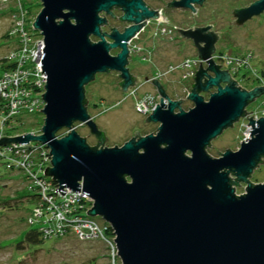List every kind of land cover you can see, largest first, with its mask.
<instances>
[{
    "label": "water",
    "instance_id": "1",
    "mask_svg": "<svg viewBox=\"0 0 264 264\" xmlns=\"http://www.w3.org/2000/svg\"><path fill=\"white\" fill-rule=\"evenodd\" d=\"M40 2L32 25L45 46L42 134L3 137L0 145H45L51 156L45 176L62 195L67 188L93 200L87 214L110 225L122 264H264V183L249 182L264 163V117L247 118L252 130L237 151L217 152L219 158L207 154L210 143L264 95V86L244 89L214 62L219 33L212 26L178 30L206 63L200 62L186 98L193 108L185 111L184 100H172L158 80H151L161 99L146 121L159 124L157 133L142 137L135 131L130 141L109 148L105 133L88 114L85 88L98 74L111 72L118 73L124 93L136 87L142 80L127 68L128 43L159 15L143 0ZM203 2L173 1L169 7L195 13V5ZM114 8L122 10L120 21L130 26L123 33H103L107 16L115 18ZM263 12L264 0L234 9V24L241 26ZM114 49H120L116 56L110 53ZM213 88L205 100L202 94ZM76 123L89 128L98 140L96 148L75 131ZM63 129L70 132L58 138ZM241 183L246 190L236 195Z\"/></svg>",
    "mask_w": 264,
    "mask_h": 264
},
{
    "label": "rangeland",
    "instance_id": "2",
    "mask_svg": "<svg viewBox=\"0 0 264 264\" xmlns=\"http://www.w3.org/2000/svg\"><path fill=\"white\" fill-rule=\"evenodd\" d=\"M169 1L165 0V3ZM23 2L24 6L33 9L34 14L39 13L42 8L40 0ZM254 2L255 0H208L203 9L195 13L188 11L185 17L182 16V11L173 10L168 18L163 15L157 20L147 21L143 31L129 46L131 57L128 58V69L133 76H140L142 81L124 93L118 84L121 82L116 76L118 73L111 72L98 74L95 81L85 88L88 114L107 138L104 146H122L136 136L135 131L142 137L157 132L159 125L146 121L150 114L138 112V104L146 103L145 106L151 112L159 102V98H154L156 91L150 83L140 86L137 92L134 91L146 77L150 81L158 80L172 100H184L181 107L185 111L193 108V103L186 98L191 91L193 76L199 70L200 62L204 67L206 63L198 59L192 41L180 38L175 30L177 27H214L213 29L223 35L216 44L217 50L212 56L214 62L217 65L222 64L218 56L249 57L251 65L264 79V13L241 27H232L230 24L235 21L234 9ZM165 3L163 5L159 1H149L159 12H162ZM14 6V0H0V60L8 56L14 48L13 40L5 38L12 27L11 11ZM30 20H33V17ZM187 61H197L192 67L193 70L182 67ZM251 85L249 83L247 87ZM215 91L213 88L209 93L202 95L208 100L210 94ZM153 99L154 103L149 104ZM263 100L264 95L248 105L247 113H260ZM28 117L27 119L31 120V129L37 133L41 132L44 116L37 114ZM42 118V126L39 129ZM243 124L246 122L235 123L232 128L226 129L214 139L207 148V154L212 158H219L227 150L237 151L245 136ZM17 126V122H12L6 127L5 133ZM74 127L82 138L87 136L85 139L89 146L97 145L98 140L86 125L76 123ZM68 133V130L63 129L58 132L57 137L62 138ZM33 182L25 180L21 174L10 173L0 162V264H108L103 244L96 241L83 242L73 235L49 239L41 245L23 244L26 234L40 227L35 223V209L30 201L33 196L30 184ZM249 182L253 185L264 183V163L253 172ZM246 187L244 183L235 187L236 195H243ZM97 219L103 221L99 217Z\"/></svg>",
    "mask_w": 264,
    "mask_h": 264
},
{
    "label": "built area",
    "instance_id": "3",
    "mask_svg": "<svg viewBox=\"0 0 264 264\" xmlns=\"http://www.w3.org/2000/svg\"><path fill=\"white\" fill-rule=\"evenodd\" d=\"M14 1L15 6L11 11L10 36L18 43L8 58L11 63L15 64V68L0 73V99L4 105V110L0 113V139L8 137L5 133L6 127L16 118L33 113L42 115L40 110H43L45 105L41 96L45 93L46 84V77L41 73L44 40L42 35L34 30L32 24L35 18L30 20L23 0ZM218 59L222 62L221 69L227 70L239 85H242V88L249 83L253 88L264 86V79L251 65L249 57L218 56ZM196 62L187 61L182 67L193 70L192 67ZM253 88L244 89L252 90ZM145 104L137 105L138 112L151 114L156 106L150 112ZM260 105V113L248 112L240 120L241 123L246 122L243 124L245 128L243 141L248 139L252 130L247 118L252 117V120L257 121L260 117H264V100ZM40 133L33 132L32 134L39 135ZM49 153V149L39 142L0 145V161L7 168H13L19 172L25 180L34 181L30 184V191L37 198L33 209H35L34 215L37 218L35 223L40 225L38 232L45 239H58L73 235L83 242H100L105 246L108 264H122L114 241L116 237L110 225L87 214V211L93 207V200L82 191L73 192L67 188L63 189L66 192L62 195L61 192L56 191L59 186L50 177L45 176L44 170L46 167H51ZM110 231L112 234H109Z\"/></svg>",
    "mask_w": 264,
    "mask_h": 264
},
{
    "label": "trees",
    "instance_id": "4",
    "mask_svg": "<svg viewBox=\"0 0 264 264\" xmlns=\"http://www.w3.org/2000/svg\"><path fill=\"white\" fill-rule=\"evenodd\" d=\"M26 7V6H25ZM27 11H28V15H29V18H35V16L38 14V12H36L35 14L33 13V9L31 10L30 7H26ZM11 30V29H10ZM5 38L9 39V40H13V45H14V48L10 51V53L17 47V41L13 38H11L10 36V32L5 36ZM9 53V55H10ZM9 55L6 56L4 59L0 60V72H8V71H11L15 68V64L11 63L9 61ZM261 76V75H260ZM263 78V76H261ZM244 88H247V89H251L253 87H247V86H244ZM4 110V105L2 104V100L0 99V113ZM38 113H33V114H27V115H22L18 118L15 119L14 122H17L18 123V126L17 127H14L13 130H9L6 134L8 137L6 138H14V137H18V136H22V135H25V134H32L33 132H37V131H33L31 129V120L30 119H27L29 118L28 116L30 115H37ZM38 115H41V114H38ZM42 116V115H41ZM42 121H43V118L41 120V123L39 124V129L40 127L42 126ZM97 146H94L93 148H96ZM1 162V161H0ZM5 169H7L8 171H10V173H18L20 174L19 172H17L15 169L13 168H7V166H5V164L3 162H1ZM32 192V191H31ZM33 196L32 197V201L33 203H31L33 205V208L35 207L36 205V201H37V198L36 196L34 195V193L32 192ZM35 204V205H34ZM109 234H112V231L109 232ZM70 235H67L66 237H68ZM66 237H63V238H66ZM49 239H45L43 237V235L41 233L38 232V229L37 230H33V231H30L26 234L25 236V240H24V243L25 245H41L43 244L45 241H48ZM20 247V246H19ZM106 258V256H105ZM107 260V259H106ZM108 263V262H107ZM91 264H95L94 262L91 263Z\"/></svg>",
    "mask_w": 264,
    "mask_h": 264
},
{
    "label": "flooded vegetation",
    "instance_id": "5",
    "mask_svg": "<svg viewBox=\"0 0 264 264\" xmlns=\"http://www.w3.org/2000/svg\"><path fill=\"white\" fill-rule=\"evenodd\" d=\"M144 1V3H145V5L150 9V10H152V11H155V12H157L158 13V15L161 17V16H165L166 15V17L168 18V17H170V13H171V11H182V13H183V15L182 16H184L185 17V15H187V13H188V11H190V10H187V9H180V8H171V7H169V4L171 3V2H173V1H180V0H170L169 2H167V3H165V0H155V1H159V2H161L163 5H164V3H165V7H164V9L163 10H161L162 12H159V9H157L155 6H153V5H151V4H149V1L150 0H143ZM256 1H258V0H255V2ZM207 2H208V0H204V2L202 3V5H195V8H196V11H199V9H203V7L207 4ZM252 4V3H251ZM251 4H248V5H246V6H243V7H240V8H246V7H249ZM239 8V9H240ZM192 12V11H191ZM112 13H113V15L115 16V18H113V17H111V16H107V24L102 28V32L103 33H106V34H111L112 33V31H113V29H116L118 32H120V33H123L124 32V30L127 28V27H129L130 26V24H128V23H126V22H122V21H120V17L123 15V12H122V10L121 9H119V8H114L113 10H112ZM264 13V12H263ZM262 13V14H263ZM254 18H256V17H253L252 19H254ZM251 19V20H252ZM251 20H249V21H251ZM235 21H236V19H235ZM235 21L232 23V27L233 26H239V25H236V24H234L235 23ZM249 21H247V22H249ZM246 22V23H247ZM246 23H244L243 25H241V26H244ZM241 26H239V27H241ZM192 27H186V28H184V27H177L175 30H176V32L178 33V30H180V29H191ZM194 28H197V27H194ZM214 28V27H213ZM144 29V28H143ZM143 29H142V31H143ZM141 31V32H142ZM213 31L214 32H216V33H219V35H220V39L222 38V34H221V32L220 31H218V30H216V29H213ZM141 32H139L138 34H136V36H135V38H133L131 41H129V43H128V46H130L131 45V43L135 40V39H137V37L140 35V33ZM92 40H94V41H97V39H95V38H92ZM220 41V40H219ZM218 41V42H219ZM108 42H111L109 39H108ZM217 42V43H218ZM216 43V44H217ZM215 47H216V45H215ZM130 50V49H129ZM216 50H217V48H216ZM120 52V49H114V50H111V54L113 55V56H116L118 53ZM129 57H130V55H129ZM129 66H127V68H128ZM139 67V66H138ZM137 67V68H138ZM147 78V77H146ZM150 83V80L148 81V82H146V81H144V82H142L140 85H138L137 86V88L134 90L135 92H137V90L140 88V86H143L144 84H149ZM149 85H151V84H149ZM152 86V85H151ZM154 87V86H153ZM155 88V87H154ZM155 91H156V94L154 95V98H159V102H158V104L160 103V99H161V96L159 95V92L157 91V89L155 88ZM166 94H167V92H166ZM168 96V95H167ZM169 97V96H168ZM170 98V97H169ZM153 101H155L154 99L153 100H151L150 101V103H154ZM175 101V100H174ZM167 102V101H166ZM157 104V105H158ZM156 105V106H157ZM159 125V124H158ZM159 127V126H158ZM158 130V129H157ZM157 133V132H156ZM155 133V134H156ZM150 134H154V133H150ZM147 135H149V134H147Z\"/></svg>",
    "mask_w": 264,
    "mask_h": 264
}]
</instances>
